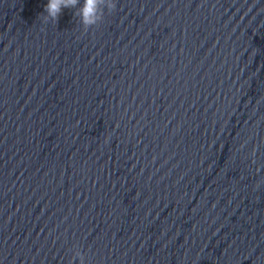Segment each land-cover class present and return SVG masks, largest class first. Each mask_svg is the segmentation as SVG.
Wrapping results in <instances>:
<instances>
[{
  "label": "clouds",
  "instance_id": "obj_1",
  "mask_svg": "<svg viewBox=\"0 0 264 264\" xmlns=\"http://www.w3.org/2000/svg\"><path fill=\"white\" fill-rule=\"evenodd\" d=\"M48 0L44 6V13L41 18L44 23L49 20L57 23L62 10L65 8L75 9L74 15L79 18L83 29L87 31L90 27L99 25L104 19L105 10L109 13L116 9L114 0Z\"/></svg>",
  "mask_w": 264,
  "mask_h": 264
}]
</instances>
